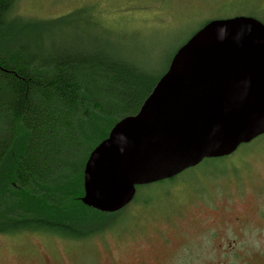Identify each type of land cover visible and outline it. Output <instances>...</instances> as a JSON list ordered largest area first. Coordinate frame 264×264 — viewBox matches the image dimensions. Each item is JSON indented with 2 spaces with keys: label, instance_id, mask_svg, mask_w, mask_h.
Segmentation results:
<instances>
[{
  "label": "rangeland",
  "instance_id": "1",
  "mask_svg": "<svg viewBox=\"0 0 264 264\" xmlns=\"http://www.w3.org/2000/svg\"><path fill=\"white\" fill-rule=\"evenodd\" d=\"M14 14L56 21L48 51L115 48L158 79L203 23L261 21L264 0H15ZM225 157L136 186L117 214L84 210L72 236L0 233V264H264V135Z\"/></svg>",
  "mask_w": 264,
  "mask_h": 264
},
{
  "label": "trees",
  "instance_id": "2",
  "mask_svg": "<svg viewBox=\"0 0 264 264\" xmlns=\"http://www.w3.org/2000/svg\"><path fill=\"white\" fill-rule=\"evenodd\" d=\"M14 2L0 0V233L72 236L84 210L103 214L80 201L89 152L137 112L160 76L111 47L48 51L42 33L52 37L56 21L12 15Z\"/></svg>",
  "mask_w": 264,
  "mask_h": 264
},
{
  "label": "water",
  "instance_id": "3",
  "mask_svg": "<svg viewBox=\"0 0 264 264\" xmlns=\"http://www.w3.org/2000/svg\"><path fill=\"white\" fill-rule=\"evenodd\" d=\"M134 114L117 120L83 165V205H128L136 186L228 156L264 134V23L212 18L180 45Z\"/></svg>",
  "mask_w": 264,
  "mask_h": 264
}]
</instances>
